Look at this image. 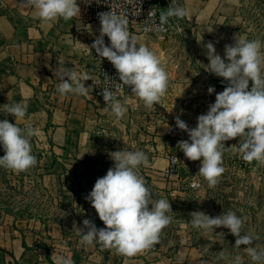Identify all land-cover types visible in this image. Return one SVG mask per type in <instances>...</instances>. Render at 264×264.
<instances>
[{
  "label": "clouds",
  "instance_id": "1",
  "mask_svg": "<svg viewBox=\"0 0 264 264\" xmlns=\"http://www.w3.org/2000/svg\"><path fill=\"white\" fill-rule=\"evenodd\" d=\"M20 2L22 7L34 9V15L45 24L55 23L60 18L68 21L81 12L77 0ZM189 15L187 8L172 2L166 11L160 12L158 24L155 13L149 12V19L144 21L143 32H165V25L170 18L183 19ZM98 16L100 34L91 48L116 69L119 80L122 81V84L116 83L117 90L130 87L132 95L143 101L146 108L154 110V104H160L170 82L169 73L161 59L149 47L138 43L137 36L130 34L126 12L111 10L101 12ZM176 28L183 32L179 25ZM105 36L110 40V46L105 45ZM87 48L90 50L88 46ZM206 49L209 61L205 66L206 71L223 78L227 81V86L216 94L215 102L209 105L207 113L198 116L196 127L189 128L179 116L175 117V124L178 129L187 132L189 137L178 141V148L191 161L203 158L198 174L207 182L208 188H215L225 172V141L239 137V146H233L236 153L240 154L243 161H255L258 167H264V42L260 39L249 41L238 35L234 44L225 45L224 58L216 52L213 42H208ZM59 62L55 73L60 80L57 91L61 95L73 93L89 96L93 87H86L85 81L95 82L94 77L87 72L66 68L64 62ZM110 89L105 88L102 96L119 121L126 115V105L131 101L125 98L122 102L114 90ZM207 91L212 94L215 88L210 86ZM5 107L16 121L27 115L26 104L13 103ZM37 135L38 129L32 124L21 128L7 119L0 121V145L5 152L0 157V167L20 173L36 166L38 161L32 154L31 138ZM110 157L114 166L107 170L106 175L96 180L86 197L106 227L98 229L90 219H84L82 223L87 231L84 228L77 229V235L80 236L81 245L92 246L95 242L103 248L114 249L117 254L133 257L160 243L161 233L171 224L174 213L167 198L153 200L147 181L140 174V166H150L149 157L144 151L118 150L111 152ZM191 186L199 188L200 184L193 182ZM247 219L233 211L216 217L203 211L191 213L193 228L204 232H213L220 227L229 229L236 237L235 247L246 246L244 250L251 261L254 264H264V246H252L254 240L260 237L244 231ZM217 259L226 260L228 264H243L241 256L229 259L224 251L219 253ZM52 260L53 264H73L71 259L63 255L53 254Z\"/></svg>",
  "mask_w": 264,
  "mask_h": 264
},
{
  "label": "rangeland",
  "instance_id": "2",
  "mask_svg": "<svg viewBox=\"0 0 264 264\" xmlns=\"http://www.w3.org/2000/svg\"><path fill=\"white\" fill-rule=\"evenodd\" d=\"M119 2H122L125 9L123 2L126 0ZM130 2L133 9L143 15V25L149 19L150 11L158 13L155 15L158 24L160 12L166 11L171 5L166 0ZM234 3L241 20L239 29L249 33L253 39L264 42V0H238ZM176 25L183 28V32L178 31ZM141 28L142 26L137 25L129 29L132 30V35L138 37V43L149 47L161 59L169 73L170 82L160 104H154V110L146 108L143 101L132 95L130 87H126L124 94L118 98L122 102L125 98L131 101L126 107L132 122V150L144 151L149 160L158 155L177 157L180 170L177 175L170 176L167 169L159 174L151 166H140V174L147 181L153 200L167 198L174 214L171 224L161 233L160 243L136 256H150L153 260L164 259L173 263L190 254L196 264H228L226 260L217 259L219 253L224 251L229 259L239 255L243 264H254L244 250L246 246L235 247L236 237L229 229L220 227L213 232H204L191 225V213L194 211H203L211 217L233 211L240 217L248 218L245 232L260 237L254 240L252 246H264V167H258L255 161L247 163L236 153L233 146H239L240 138L224 142L225 172L215 188H208L207 182L198 174L203 158L191 161L178 148V141L189 137L187 132L177 128L175 117L179 116L189 128L196 127L198 116L207 113L209 105L215 102L218 90L227 86V81L205 69L209 61L202 45L214 36L201 35L196 24L189 22L186 17L170 18L165 25V32L151 31L145 34ZM210 86L215 88L212 94L207 91ZM250 88L251 81L249 90ZM3 90L0 75V121L7 119L10 123H17L19 127L25 128V124L15 121L7 113ZM42 135L38 131V135L31 138L32 154L38 161L36 166L20 173L0 167V214H16L24 210L35 218L45 219L47 222H43V227L45 236L49 239L52 238L47 233L49 229L53 232L57 226L56 221H64L61 222L62 238L66 241V246L62 245V241L56 247L64 250V256L71 259L73 264H106L104 255L127 257L95 242L92 246L80 244L77 229L84 228L87 231L82 223L84 219H90L98 229L106 226L91 203L79 193V182L72 179L63 182L52 179L53 177L49 179V174L54 171L51 165H47L50 161L47 162L45 158ZM106 145L109 147L111 141L107 140ZM4 154L3 146L0 145V157ZM193 180L200 181L199 188L191 186ZM35 226L30 229L39 230ZM51 263L53 264V260Z\"/></svg>",
  "mask_w": 264,
  "mask_h": 264
},
{
  "label": "crops",
  "instance_id": "3",
  "mask_svg": "<svg viewBox=\"0 0 264 264\" xmlns=\"http://www.w3.org/2000/svg\"><path fill=\"white\" fill-rule=\"evenodd\" d=\"M173 1L188 9L190 15L186 19L196 24L201 35L214 36L203 42L205 54L206 44L210 41L224 58L225 45L234 44L238 35L253 40L249 33L239 29V12L231 0ZM100 28L99 20H86L80 15L68 21L60 18L55 23L45 24L34 15V9L22 7L20 0H0L3 98L6 105H27V115L18 121L32 124L42 132L45 158L50 161L47 165H51L54 171L49 174V179L79 182V193L83 198L91 192L96 180L114 166L111 152L132 150L129 110L117 121L94 89L89 96L61 95L57 91L60 80L55 73L59 61L64 62L66 68L95 76L98 66L106 59L91 48ZM129 31L132 34V30ZM104 42L110 46L107 36ZM91 81H85V86H92ZM223 90L219 89L217 93ZM107 140L111 141L110 148L106 145ZM149 161L153 171L159 174L164 173L170 164L168 155L153 156ZM89 179L94 182L90 183ZM43 222L47 221L24 210L16 214H0V264H52L53 254L64 256V250L56 247L62 241L66 246L62 238L61 222L64 221H56L53 232L49 229L47 233L51 239L45 236ZM32 226L39 227V230L33 231ZM103 258L106 264H196L190 254L173 263L164 259L153 260L150 256L116 258L104 255Z\"/></svg>",
  "mask_w": 264,
  "mask_h": 264
},
{
  "label": "built area",
  "instance_id": "4",
  "mask_svg": "<svg viewBox=\"0 0 264 264\" xmlns=\"http://www.w3.org/2000/svg\"><path fill=\"white\" fill-rule=\"evenodd\" d=\"M166 1L170 4L172 2L174 3L173 0ZM77 3L81 9L80 17H83L86 20H99V13L112 10L117 13H127L128 28L140 25L142 26L141 30H143L145 26V24L143 25L142 23V20L144 18L143 15L133 9L130 0H126V2H123L125 9L121 4L122 2H119V0H77ZM155 15H158V13H155ZM94 79L95 82L91 81L92 87L94 91L102 98V92L105 88H111L110 90H114L117 98H120L124 94L126 86L119 88L118 90L116 89V83L122 84V81L119 80L116 69L107 59H103V61L98 66ZM169 158L170 164L166 172L170 174V176L177 175L180 170L178 158L174 156H169ZM193 182H198L199 184H201L199 180H193L191 182V185L193 184Z\"/></svg>",
  "mask_w": 264,
  "mask_h": 264
},
{
  "label": "trees",
  "instance_id": "5",
  "mask_svg": "<svg viewBox=\"0 0 264 264\" xmlns=\"http://www.w3.org/2000/svg\"><path fill=\"white\" fill-rule=\"evenodd\" d=\"M51 114L49 113V116H50ZM90 183H93L94 181L92 180V179H89L88 180Z\"/></svg>",
  "mask_w": 264,
  "mask_h": 264
}]
</instances>
